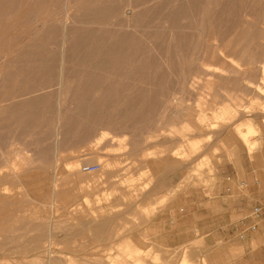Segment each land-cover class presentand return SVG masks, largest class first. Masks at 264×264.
I'll use <instances>...</instances> for the list:
<instances>
[{
    "label": "rangeland",
    "instance_id": "rangeland-1",
    "mask_svg": "<svg viewBox=\"0 0 264 264\" xmlns=\"http://www.w3.org/2000/svg\"><path fill=\"white\" fill-rule=\"evenodd\" d=\"M262 62L264 0H0V264H264Z\"/></svg>",
    "mask_w": 264,
    "mask_h": 264
},
{
    "label": "bare ground",
    "instance_id": "bare-ground-1",
    "mask_svg": "<svg viewBox=\"0 0 264 264\" xmlns=\"http://www.w3.org/2000/svg\"><path fill=\"white\" fill-rule=\"evenodd\" d=\"M259 3V2H258ZM251 6V5H250ZM243 7H245V6H243ZM242 7V8H243ZM254 7H256V6H254ZM250 8V7H249ZM124 9V8H123ZM243 10H244V8H243ZM257 11V10H256ZM247 12V11H246ZM245 12V13H246ZM240 13H241V11H240ZM236 14H237V12H236ZM245 15V16H244ZM247 15H249V14H243V16L246 18V16ZM252 15V14H251ZM233 16V15H232ZM238 15H236V17H237ZM239 16H241V15H239ZM11 17V16H10ZM243 17V18H244ZM242 18V19H243ZM163 19V18H162ZM249 19V18H248ZM254 19V18H253ZM259 19V18H258ZM245 20V19H244ZM252 20V19H251ZM247 22V21H246ZM123 23V22H122ZM192 23L194 24V22L192 21ZM203 23V22H202ZM242 23V22H241ZM244 23H245V21H244ZM250 24V23H249ZM226 27V26H225ZM239 30V29H238ZM237 30V31H238ZM262 30V29H261ZM216 31V30H215ZM177 32V31H176ZM234 34V33H233ZM256 34V33H255ZM213 35H214V33L211 35L212 37H213ZM216 35H217V33H216ZM194 36V35H193ZM215 36V35H214ZM234 36V35H233ZM261 36V35H260ZM212 37H211V40H212ZM262 37V36H261ZM173 38V37H172ZM242 38V37H241ZM214 39V38H213ZM231 39V38H230ZM238 39V38H237ZM176 41V40H175ZM215 41H216V39H215ZM232 41V40H231ZM243 43V42H242ZM230 44V43H229ZM236 45V44H235ZM231 46V45H230ZM242 46H244V45H241V47ZM253 46V45H252ZM224 47H225V45H224ZM228 47V46H227ZM236 47V46H235ZM261 47V46H260ZM237 48V47H236ZM239 48V47H238ZM237 48V49H238ZM259 48V47H258ZM181 50V49H180ZM256 50V49H255ZM258 50V49H257ZM225 51V50H224ZM229 51V50H228ZM234 51V50H233ZM232 51V52H233ZM236 51V50H235ZM180 52V51H179ZM221 52V53H220ZM225 53V52H224ZM221 54H222V51L221 50H219V52H215L214 50L212 51H209V58H217V62H219V63H221V66H218L217 68H215L216 70H217V72L218 73H225V72H228L226 69H228L229 70V67L227 68V66H230L229 65V61H227V60H225V59H221L220 58V56H221ZM226 54V53H225ZM233 54H235L234 52H233ZM240 54H241V56H242V60H243V63L245 62V64H244V66H246V67H248V68H252L253 67V63L251 62V60L249 59V60H247L248 59V57H250V56H248V53H247V50H246V48L244 49H242L241 51H240ZM204 57H205V55H204ZM203 57V58H204ZM246 58V59H245ZM245 59V60H244ZM188 60V59H187ZM197 60V59H196ZM203 60V59H202ZM214 61V60H213ZM230 61H232V60H230ZM208 62V61H207ZM237 62V61H236ZM181 63V62H180ZM210 63H211V60H210ZM213 63V62H212ZM231 63V62H230ZM234 63H235V61H234ZM214 64V63H213ZM257 64V63H256ZM262 64H264L263 62H262ZM203 65H204V67H205V69H211L212 67H213V65H210V64H207V63H203ZM237 67V66H236ZM238 67H239V65H238ZM241 68V67H240ZM263 68V67H262ZM247 71V70H246ZM264 72V71H263ZM183 73L185 74V72L183 71ZM180 75H182V74H180ZM196 75V74H195ZM183 76V75H182ZM181 77V76H180ZM186 77V76H185ZM176 78V77H175ZM188 79V78H187ZM180 80V79H179ZM223 80V79H222ZM184 81H185V79H184ZM181 82V81H180ZM250 82V81H249ZM248 82V83H249ZM184 83H186V81L184 82ZM179 85V84H178ZM250 85H255V84H253V83H251ZM256 87V90L257 91H259V93L260 92H262L263 93V89L260 87V86H258V85H256L255 86ZM182 92V91H181ZM180 97V96H179ZM179 111H180V109H179ZM218 112V111H217ZM230 111L228 110V108H225L224 110H222V113H220V115L222 114V116H224V115H227L228 113H229ZM166 114V113H165ZM216 115H219V113L218 114H216ZM229 115V114H228ZM226 117V116H225ZM203 118H206V115L203 117ZM202 118V119H203ZM212 118V117H211ZM200 120V119H199ZM205 120L206 119H204V121L203 122H205ZM59 122H61V121H59ZM201 123H202V121H201ZM203 125V124H202ZM212 126V125H211ZM59 127V126H58ZM192 127V126H191ZM207 127V126H206ZM197 129V128H196ZM200 129V128H199ZM252 129H253V127L251 126V125H249L248 126V132L247 133H241V134H239V135H235L236 137H235V139H236V141H237V144H239L241 147H243V146H245V147H249V149L250 150H252L253 149V144H251V143H249V140H248V134H250L251 132H252ZM105 135V134H104ZM103 137V136H102ZM102 137H101V141L99 140V141H97L96 143V145L98 146V144H100L102 141H103V139H104V137H103V139H102ZM24 157V156H23ZM21 158V157H20ZM39 158V157H38ZM32 159V158H31ZM24 161H26V160H24ZM22 162V161H21ZM23 163V162H22ZM27 163V162H26ZM32 163H34V162H32ZM47 163V162H46ZM77 163V162H76ZM24 164V163H23ZM105 164V163H104ZM78 165V164H77ZM77 165H75V164H72L71 166H70V169H71V167H75V166H77ZM20 167V166H19ZM78 167V166H77ZM77 167H75V169L77 168ZM111 167V163L110 162H108V163H106L105 164V166H104V168H106V169H109ZM73 168L71 169L72 171H73ZM101 168V167H100ZM16 169H18L17 168V166H16ZM111 170V169H110ZM19 171V170H18ZM75 171V170H74ZM98 171H100V169L98 170ZM98 171H96V172H98ZM109 171V170H108ZM107 172V171H106ZM93 173H95V172H93ZM75 174V173H74ZM88 174H92V173H88ZM104 177H105V174H104ZM109 177V176H108ZM28 178V177H27ZM98 178V177H97ZM102 178V177H101ZM96 179V178H95ZM81 180V179H80ZM83 180V179H82ZM88 180V179H87ZM107 180V179H106ZM89 181H90V179H89ZM86 182V181H85ZM88 182V181H87ZM92 182V181H91ZM82 183V185H83V181L81 182ZM103 183H106V182H104L103 181ZM77 184H79V183H77ZM66 187V186H65ZM83 187V191H91L92 193H93V190H98L99 188H100V181H99V179H98V181L97 182H94L93 181V183L92 184H90V182H88V185H86V186H82ZM102 187H103V185H102ZM104 187H105V185H104ZM79 188V187H78ZM81 188V187H80ZM86 188V189H85ZM108 188V187H107ZM131 188V187H130ZM80 190H82V188L81 189H79V191ZM95 190V191H96ZM104 190V189H103ZM82 191V192H83ZM94 191V192H95ZM13 192V191H12ZM136 192V191H135ZM100 193V192H99ZM97 194V193H96ZM96 194H94V195H90V194H87V195H85L83 198H82V208H80V209H82V212L80 213L79 212V215H80V217H82L83 219H87L88 220V218H91V219H97V217H98V211L101 209V210H103L104 212H107L106 210H104V206H105V204H104V202H106L107 203V201L109 200L108 198H106L105 196V198L103 197V198H101L100 196H97L96 198L94 197ZM20 195V194H19ZM22 195V194H21ZM79 195H80V193H79ZM108 195V194H107ZM19 204H21V201H19L18 200V198H16V197H12V198H10V199H8L7 197H6V195H5V199H1L0 198V211L1 210H3V209H7V208H9V207H11V206H15V205H19ZM116 208V207H115ZM13 209V208H12ZM99 209V210H98ZM98 210V211H97ZM9 213H10V210H9ZM101 214H102V212H101ZM104 214H106V213H104ZM59 216V215H58ZM15 217V216H14ZM18 217V216H17ZM16 217V218H17ZM104 217V216H103ZM13 218V217H12ZM59 218V217H58ZM81 218V219H82ZM76 220V219H75ZM86 220V221H87ZM113 220V219H112ZM98 221H100V220H98ZM97 221V222H98ZM78 222V221H77ZM91 222V221H90ZM53 223V222H52ZM68 224V223H67ZM51 225H53V224H51ZM72 225V224H71ZM70 225V226H71ZM66 226V225H65ZM92 226V224H90V223H86V222H84L83 220H82V222H80L79 223V225H78V229H82V228H88V227H91ZM97 226H99V227H104V226H107V223H101V224H98ZM71 228H72V226H71ZM7 230V229H6ZM69 230H70V228H69ZM53 231V230H52ZM41 232V231H40ZM60 232V231H59ZM71 233H72V231H70ZM75 232H76V229H75ZM57 233V232H56ZM83 233V232H82ZM63 235H65V234H63ZM62 234L61 235H58V234H55V233H53V232H51L48 236H47V238L46 239H42V238H39V237H35L34 239H35V247H37V249H41L42 251L40 252V256H44L45 258H47L50 262L52 261V259L55 257V256H59L60 254H61V252L58 250V244H57V241H58V239H60L61 240V238H64V236H63ZM32 238V237H31ZM44 238V237H43ZM8 239H10V238H8ZM26 239V238H25ZM24 241V240H23ZM40 245V246H39ZM15 247V249H16V247L17 246H14ZM13 247V248H14ZM186 249V248H185ZM184 249V250H185ZM7 250V249H6ZM23 250V249H22ZM126 251V250H125ZM136 251V250H135ZM1 254H3L2 252H0ZM9 253V252H8ZM144 253H145V251H143V250H141V249H139L137 252H129L128 253V255L126 256V258L128 259L129 258V260L130 261H132L133 260V262L134 263H136V264H143L144 263ZM19 254H20V252H19ZM18 254V255H19ZM28 254H32V253H28ZM186 254H187V252H186ZM6 256H7V254H5ZM12 256H14L13 254H11ZM22 255V254H21ZM15 256H16V254H15ZM14 256V257H15ZM25 256V255H24ZM64 256V255H63ZM119 256V255H118ZM118 256L116 257V258H118ZM147 256V255H146ZM11 257V256H10ZM28 257V256H27ZM67 257V256H66ZM71 257V256H70ZM120 257V256H119ZM121 258V257H120ZM120 258H118L119 260H120ZM125 258V257H124ZM108 260H109V255H108V258H107ZM185 259V258H184ZM107 260V261H108ZM4 262V261H3ZM7 264H10L8 261H5ZM11 262V261H10ZM15 262V261H14ZM79 262V261H78ZM100 262V261H99ZM131 263V262H130ZM73 264V263H72ZM89 264H91V263H89ZM109 264H123L121 261L119 262L117 259H114V258H110V260H109ZM126 264V263H125ZM181 264H189L188 262H187V259H185V261L183 262V263H181ZM204 264H205V262H204Z\"/></svg>",
    "mask_w": 264,
    "mask_h": 264
},
{
    "label": "built area",
    "instance_id": "built-area-1",
    "mask_svg": "<svg viewBox=\"0 0 264 264\" xmlns=\"http://www.w3.org/2000/svg\"><path fill=\"white\" fill-rule=\"evenodd\" d=\"M99 169H100V166H86V167L83 168V172L84 173H93V172L98 171ZM255 184L258 185L259 184L258 181H255ZM240 186L242 188H247L248 184L246 182L242 181L240 183ZM261 212H262L261 206H258V205L255 206L254 209H253V212H252V217L254 219H259L260 216H261ZM256 229H257V225L256 224L252 225L251 228H250V230H252V231H256ZM241 238L243 239L244 236L242 235Z\"/></svg>",
    "mask_w": 264,
    "mask_h": 264
}]
</instances>
